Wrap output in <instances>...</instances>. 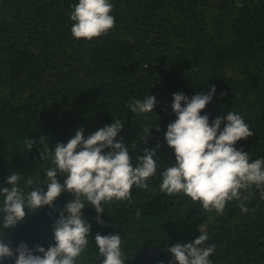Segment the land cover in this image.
<instances>
[{
	"label": "trees",
	"instance_id": "trees-1",
	"mask_svg": "<svg viewBox=\"0 0 264 264\" xmlns=\"http://www.w3.org/2000/svg\"><path fill=\"white\" fill-rule=\"evenodd\" d=\"M110 2L115 27L86 41L71 34L78 0H0V188L19 172L26 194L35 187L47 191L46 171L54 165L51 155L40 159L43 147L66 144L81 128L87 138L120 120L124 128L117 139L128 146L132 165L143 149H156L157 172L147 189L133 186L131 202L103 205V226L96 223L95 209L84 207L91 232L77 264H102L97 233L120 234L125 264H174L168 248L193 242L199 232L216 246L212 264H264V199L258 189L244 201L246 214L234 200L218 215L160 187L163 171L175 163L165 141L176 119L174 93L191 98L215 86L201 115L211 124L230 111L240 114L253 136L237 149L249 153L250 161L264 158V0ZM150 95L157 100L152 113L129 109L132 100ZM145 128L152 130L144 142ZM29 139L32 150L25 147ZM57 178L63 184L65 177ZM73 199L63 192L52 208L30 213L0 237L13 248L24 242L47 250L55 243L52 225Z\"/></svg>",
	"mask_w": 264,
	"mask_h": 264
},
{
	"label": "clouds",
	"instance_id": "clouds-1",
	"mask_svg": "<svg viewBox=\"0 0 264 264\" xmlns=\"http://www.w3.org/2000/svg\"><path fill=\"white\" fill-rule=\"evenodd\" d=\"M72 7L71 34L77 40L92 41L107 35L115 27L110 0H78ZM215 92V86H210L191 98L183 93L173 94L171 108L176 119L167 126L165 141L174 151L175 163L163 171L161 191L168 195L182 193L193 202H199L205 211L214 210L218 215L223 214L229 202L240 201V211L246 214L249 209L244 201L254 195L253 187L264 199V158L250 161L249 153L237 149L239 141L253 136L240 114L230 111L211 124L207 115H201ZM156 103V97L150 95L143 100H132L128 107L138 115L148 114L154 111ZM123 128L124 123L116 120L87 138L81 128L66 144L57 143L54 149L43 147L40 159H48L51 155L54 165L46 171L47 191L35 187L26 194L19 187L21 173L8 175V186L0 188L2 232L15 229L30 213L45 206L52 208L65 191L74 199L59 212L52 225L54 245L47 250L39 245L33 249L21 242L13 248L0 237V264L13 257L14 264H77L89 244L91 232V225L82 211L84 207L91 205L97 213L96 223L103 226V205L114 200L131 202L133 186L148 188L147 182L155 176L158 168L157 150L143 149V155L133 166L128 146L123 139H117ZM155 129L159 131V125ZM151 130L144 129V142ZM33 141H25V147L32 150ZM58 173L65 177L63 184L57 178ZM32 183L31 179L27 180L28 185ZM199 233L193 242L168 248L174 264H212L209 257L214 254L216 246L207 243L206 232ZM121 244L119 233L96 234L95 245L103 257L102 264H125Z\"/></svg>",
	"mask_w": 264,
	"mask_h": 264
}]
</instances>
